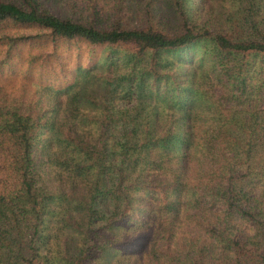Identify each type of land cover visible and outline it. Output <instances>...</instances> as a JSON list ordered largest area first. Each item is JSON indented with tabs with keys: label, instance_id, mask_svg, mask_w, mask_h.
<instances>
[{
	"label": "trees",
	"instance_id": "trees-1",
	"mask_svg": "<svg viewBox=\"0 0 264 264\" xmlns=\"http://www.w3.org/2000/svg\"><path fill=\"white\" fill-rule=\"evenodd\" d=\"M0 264H264V0H0Z\"/></svg>",
	"mask_w": 264,
	"mask_h": 264
},
{
	"label": "rangeland",
	"instance_id": "rangeland-1",
	"mask_svg": "<svg viewBox=\"0 0 264 264\" xmlns=\"http://www.w3.org/2000/svg\"><path fill=\"white\" fill-rule=\"evenodd\" d=\"M54 6V7H53ZM49 10L51 11V12H53V13H55V14H57V15H59V16H66L67 15V12L64 10V9H62L60 6H56V5H49ZM225 17V16H224ZM25 50L26 49H24L23 50V53H22V55L25 53ZM18 73L15 71V74L13 75V78H18ZM43 76V75H42ZM50 79H49V81H47L46 83H49L50 85H54V86H56V81H54L53 80V76H50L49 77ZM44 82V81H43Z\"/></svg>",
	"mask_w": 264,
	"mask_h": 264
}]
</instances>
